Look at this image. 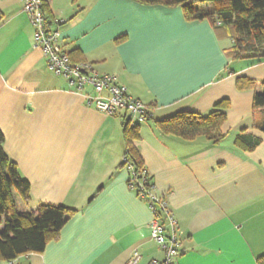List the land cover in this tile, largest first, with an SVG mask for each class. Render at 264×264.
I'll use <instances>...</instances> for the list:
<instances>
[{
	"label": "crops",
	"instance_id": "crops-1",
	"mask_svg": "<svg viewBox=\"0 0 264 264\" xmlns=\"http://www.w3.org/2000/svg\"><path fill=\"white\" fill-rule=\"evenodd\" d=\"M24 0H0V130L4 151L30 198L14 194L17 211L64 206L75 214L42 254L14 264H138L163 261L151 238L148 204L129 188L123 167L124 117L88 107L84 94L54 75L23 11ZM73 64L112 75L151 109L134 142L156 193L165 197L181 242L176 264H257L264 255V133L256 129L254 91L238 78L264 80V62L232 61L231 41L181 6L135 0H48ZM260 92V89L257 90ZM228 100L226 139L184 141L157 121L177 113L206 115ZM247 133L253 152L234 146ZM5 264V263H2Z\"/></svg>",
	"mask_w": 264,
	"mask_h": 264
},
{
	"label": "trees",
	"instance_id": "trees-1",
	"mask_svg": "<svg viewBox=\"0 0 264 264\" xmlns=\"http://www.w3.org/2000/svg\"><path fill=\"white\" fill-rule=\"evenodd\" d=\"M135 1L146 6H181L189 21L207 20L215 30H220L229 38L231 47L226 50V55L230 60H250L257 64L264 62V0ZM47 5H44L43 12L47 24L52 26L54 19ZM1 21L0 13V23ZM70 59L73 62L71 56ZM236 87L239 92L254 91L253 111H259L262 115L256 129L264 133V80L252 81L241 77L236 80ZM258 89L260 92H257ZM229 108V101L224 100L206 115L180 112L163 121H157L156 126L163 134L184 141L204 138L214 145H220L226 139L222 128L227 122ZM150 120L152 114L148 122ZM139 129L140 126L131 128L124 124L125 153L122 163L123 167L133 168L135 176L128 184L130 186L131 180L134 181L133 192L138 197L142 192L143 178H146L147 190H155L152 177L134 147V142L140 138ZM260 144V139L247 133L239 134L234 141V146L242 152H253ZM3 145L4 135L0 130V263H9L22 256L42 254L48 243L58 238L63 226L76 211L52 205L40 206L36 212L17 211L14 194H18L24 201L29 200L30 185L21 178L17 165L9 159ZM156 211L160 222L165 224L162 213L158 208ZM257 264H264V255L258 258Z\"/></svg>",
	"mask_w": 264,
	"mask_h": 264
},
{
	"label": "built area",
	"instance_id": "built-area-1",
	"mask_svg": "<svg viewBox=\"0 0 264 264\" xmlns=\"http://www.w3.org/2000/svg\"><path fill=\"white\" fill-rule=\"evenodd\" d=\"M47 2L48 0H24L23 11L29 17L36 46L42 49L49 70L54 75L65 79L70 87L80 94H83L86 88H91L92 95L84 94L88 107L108 116L123 115L125 123L131 128L147 123L151 117V109L140 100L132 98L127 88L120 85L115 76L101 75L89 64L72 63L62 45L59 24L54 22L52 26H49L46 22L43 7ZM127 168L132 179L135 176L133 168L131 166ZM145 184L146 178H143L139 198L148 204L154 215L150 225L151 238L164 253L163 261H151L150 264H176L181 249L176 220L167 200L155 190L148 191ZM129 187L130 190H135L133 180ZM157 208L165 218V224L160 222ZM140 260L141 256L136 252L128 264H138ZM5 264H14V261Z\"/></svg>",
	"mask_w": 264,
	"mask_h": 264
}]
</instances>
